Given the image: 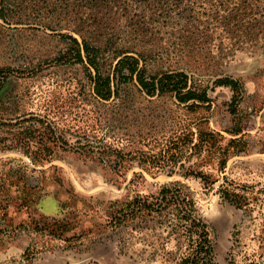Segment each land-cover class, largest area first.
I'll list each match as a JSON object with an SVG mask.
<instances>
[{
	"label": "rangeland",
	"instance_id": "rangeland-1",
	"mask_svg": "<svg viewBox=\"0 0 264 264\" xmlns=\"http://www.w3.org/2000/svg\"><path fill=\"white\" fill-rule=\"evenodd\" d=\"M65 12L68 18L69 10H61ZM33 27L39 28L0 26V71L7 74L0 90V117L8 124L1 129L0 176L19 170L24 174L0 191V264H169L154 256L153 247L160 246L153 237L107 227L105 211L116 200L154 195L174 181L194 192L216 264H264L263 60L241 54L233 60H203L202 86L211 88L224 76L242 84L234 114L228 111L233 94L223 86L208 92V109L193 113L172 99L143 97L130 86L120 92L119 101L101 102L91 96L83 66L65 62L68 46L56 33ZM165 62L164 69L180 68ZM200 121L223 137L224 146L237 140L223 172L217 156L204 153L179 163L210 174L216 181L212 186L183 178L179 165L156 173L139 154L158 152L157 142L178 135L184 123L194 131ZM97 124L109 132L104 144L119 155L89 149L91 128ZM30 126L38 128V137L27 144ZM235 128L241 133L229 132ZM11 132L22 133L20 143ZM10 144L14 149H2ZM167 170L174 172L171 177ZM220 186L234 189L242 206L224 200ZM63 224L70 228L66 234H60ZM174 246L170 242L169 250Z\"/></svg>",
	"mask_w": 264,
	"mask_h": 264
},
{
	"label": "trees",
	"instance_id": "trees-1",
	"mask_svg": "<svg viewBox=\"0 0 264 264\" xmlns=\"http://www.w3.org/2000/svg\"><path fill=\"white\" fill-rule=\"evenodd\" d=\"M61 10H69V17L68 12ZM53 12L56 17H50ZM0 21V26L8 30L16 29L11 26L36 25L39 28L33 27L35 31L56 33L55 37L68 46L65 62L83 66L90 94L101 102L119 101L120 92L130 86L143 97L172 99L183 110L193 113L208 109L211 104L208 92L223 86L233 94L228 111L234 114L242 99V84L224 76L214 80L211 88L202 86L199 81L206 72L203 60L210 56L233 60L241 54L257 56L264 62V0H0ZM61 22L69 26H56ZM165 61L180 68L164 69ZM6 77L0 71V90ZM102 121L105 120L99 122ZM100 125L91 128L89 149L102 154L106 148L105 153L119 155V150L104 144L109 132H104V126ZM190 125L184 123L178 135L157 142L158 152L139 154L145 156L150 167L158 169L156 173L169 166L174 171L179 165L183 178L200 179L210 187L216 182L210 174L179 163L204 153L207 158L217 156L218 170L223 172L230 148L237 140L224 146L223 137L202 121L194 125V131ZM7 126V120L0 117V137L1 129ZM36 130L28 128L27 144L37 139ZM241 131L235 128L229 132L237 135ZM21 134L11 132L16 143H20ZM2 149L14 147L10 144ZM173 171L167 170L165 175L171 177ZM136 178L144 180L142 175ZM23 179L20 170L0 176V191L12 186V181ZM220 194L224 200L242 206L234 189L221 187ZM105 217L112 231L128 230L153 237L160 246L153 247V254L166 263L216 264L208 227L200 217L195 194L180 181L161 185L154 195L136 194L125 201L116 200L108 206ZM69 230L63 224L60 234ZM170 242H175V249L169 250Z\"/></svg>",
	"mask_w": 264,
	"mask_h": 264
}]
</instances>
